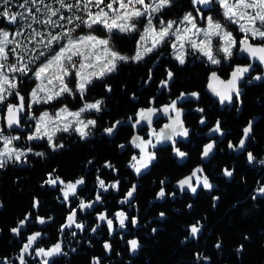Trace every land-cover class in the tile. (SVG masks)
I'll use <instances>...</instances> for the list:
<instances>
[{
	"label": "trees",
	"instance_id": "trees-1",
	"mask_svg": "<svg viewBox=\"0 0 264 264\" xmlns=\"http://www.w3.org/2000/svg\"><path fill=\"white\" fill-rule=\"evenodd\" d=\"M186 12L195 13L191 0H175L173 7L162 15L166 20L178 19ZM210 14L221 18L218 9ZM0 26L11 27L2 23ZM232 29L239 41L241 34L235 27ZM136 39L137 34L115 33L112 43L120 53L131 56ZM171 52L172 49L165 45L144 61L120 63L116 72L89 86L85 99L89 102L101 99L104 103L101 112L90 115L97 125L87 139H81L78 134L62 135L58 143H63L64 147L53 151L46 142L32 143L24 139L30 131L28 122L24 123V132L8 133L6 130V134L22 137L19 146L30 143L31 147L45 150V153L43 157L30 154L21 165L9 162L0 169V258L8 257L12 264H18L15 257L27 236L39 231L46 236L38 243L40 247L48 248L58 240L64 243L67 255L55 258L51 264H92L94 257H99L101 264H264V198H257V189L264 186V165H260L264 159V83H252L263 70L259 66L250 70L239 84V100L234 95L233 103L225 102L228 106L222 109L219 98L205 92L209 75L216 71L221 79L227 80L236 65L250 63L247 58L235 50L230 60L212 66L199 54L189 53L185 64L180 65ZM168 71L174 74L173 84L160 93L159 85L167 79ZM33 86L32 81H26L21 87L26 99ZM108 87L112 89L110 92ZM192 92H198L199 99L188 95ZM181 93H185L186 98L178 101V107L183 109L184 126L189 129V136L176 140L177 147L188 153V162L181 165L179 159L173 157L172 145L168 143L158 146L155 149L157 158L146 171L136 175L129 167V161L138 149L130 144V140L135 134L146 138L149 132L146 123L133 129L137 111L149 107L159 109ZM11 102L16 101L12 98ZM63 102L72 110L82 106L79 95L75 99L66 97L57 104ZM199 108L204 111H197ZM129 117L133 118L131 125L121 128L113 139L102 135L106 127L116 121L126 123ZM163 117L162 113L154 117L152 127L159 130L169 122ZM201 117L206 121L203 125L199 123ZM255 119L258 121L247 151L237 157L228 144L238 145L242 129ZM217 120L221 122L225 138L217 146L213 159L205 165L201 153L205 144L219 139L208 138L209 130ZM121 144L125 145L123 149L119 147ZM248 152L256 157L252 166L248 165ZM106 164L112 168L105 167ZM198 166L204 169L213 188L200 187L195 194L176 191L175 183ZM225 168L233 170L232 177L224 175ZM53 169L56 170L53 175H59L65 182H75L83 177L85 183L77 191L79 198L85 201L95 199L97 176L106 185L119 181V190H99L102 204L92 213L79 214L77 221L84 224V231L74 228L65 229L63 235L59 232L71 208L78 206L79 199L64 202L61 185L52 187L44 183ZM161 180L167 182L163 185L167 194L163 199L157 198ZM134 184L136 192L129 203H119ZM34 200L39 201L38 208L33 207ZM119 210L129 216V231L118 233L112 239L107 224H104L93 234L92 228L99 224L97 217L100 213L106 211L112 219ZM162 212L165 213L163 217L160 216ZM37 216L44 217L46 223H37ZM25 217L30 218L27 232L16 239L11 229ZM48 217L52 219L48 220ZM132 217L137 218L138 226L131 224ZM197 222L198 226L202 225L201 233L191 237L190 226ZM71 232L76 235L73 237ZM131 239H137L142 247L136 258L129 255L128 241ZM105 242L112 245L109 255L103 247ZM218 243L219 248L216 247ZM27 260L28 264H39L31 257Z\"/></svg>",
	"mask_w": 264,
	"mask_h": 264
},
{
	"label": "snow or ice",
	"instance_id": "snow-or-ice-1",
	"mask_svg": "<svg viewBox=\"0 0 264 264\" xmlns=\"http://www.w3.org/2000/svg\"><path fill=\"white\" fill-rule=\"evenodd\" d=\"M173 5L174 0H0V23L11 26H0V169L5 168L9 162H26L29 153L44 156L42 152H34L30 143L24 147L19 146L17 142L22 139L20 135L6 134V129L10 133L24 126L23 117L31 122L27 125L30 131L24 139L27 142L47 140L53 151L64 147L63 143H58L55 139L58 133L75 132L81 139L91 135V129L96 127L97 121L85 118V114L101 112L104 101H87L85 96L89 86L95 80H102L116 72L121 62L139 63L167 45L172 49L171 55L180 65L185 64L189 50L192 54L198 53L206 58V62L211 65H220L222 59L230 60L234 51L238 50L240 53H246L251 61H258L264 66V0H191L195 15L193 12H186L178 19L166 20L162 13ZM198 5L206 6L209 11L218 9L225 23L215 20L212 15H205ZM229 26H235L236 31L241 34L239 41L233 31L228 30ZM97 32H104L106 35L100 36ZM115 33L138 35L133 55H124L112 46L111 41ZM252 67V63L236 65L227 80L221 79L216 71H212L207 88L219 98L221 105L225 102L233 103L234 95L238 101L241 95L240 81ZM173 75L168 71L167 79L161 81V86L167 87ZM25 78L34 83L27 99L22 95L21 89ZM254 79L260 80L261 76H255ZM70 81L73 86L69 85ZM111 90L110 87L107 88V91ZM77 94L82 102V106L77 110H72L64 104L54 111H40L39 115L33 111L34 106L52 105L65 96L75 99ZM188 95L196 99L200 96L198 92ZM12 98L15 103L11 102ZM185 98V93H181L177 99L159 109L149 107L137 111L136 119L132 123L133 129L146 123L149 132L147 139L135 134L130 140V144L139 150V154H132L129 161V167L136 175L139 176L143 170L149 168L157 158L156 152L149 149H155L166 141H171L172 150L178 158L184 159L188 156V153L176 146L177 137L186 139L189 136V129L184 126L183 109L178 107V101ZM197 111L202 113L204 109L199 108ZM159 113L168 117L169 122L157 130L152 125L154 117ZM128 120L132 121L133 118L129 117ZM199 123L203 125L206 121L201 117ZM119 124L121 121H116L104 131L112 135ZM209 131L221 136L224 134L219 120ZM252 133L253 123L249 121L242 129L238 145L229 142L228 147L244 149ZM215 143L213 140L203 146L202 158L210 156ZM119 147L123 149L125 145L121 144ZM247 159L251 163L256 157L252 152H248ZM260 163L264 164V160ZM105 167L112 168L110 164ZM55 171L53 169V172L47 174L44 183L52 187L61 185L64 202H69L70 197L79 199L76 208H71L69 203L71 211L66 217V223L59 229L61 235L65 229H71L73 226L84 231V224L76 219L77 213L102 202L100 189L105 192L109 188L119 190V181L106 185L105 181L97 176L98 189L95 199L85 201L79 198L77 191L78 187L85 183L83 177L75 182H65L59 175H53ZM223 172L227 177L233 176V170L225 168ZM160 183L157 198L163 199L167 195L163 187L165 181L161 180ZM177 185L181 192L187 188L193 194L201 186L206 190L213 188L208 176L204 174V169L199 166L188 176L179 179ZM257 191L264 194V186L259 187ZM135 192L134 184L119 203H129ZM171 195L174 196L175 193ZM214 199L218 200L219 197ZM33 207L38 208L39 201L34 200ZM164 215L165 213H160L161 217ZM114 216L119 227L126 228L127 213L119 210ZM97 218L106 221L111 235L115 230L113 219L109 218L106 211L100 213ZM51 219L52 217H48V220ZM36 222L45 224L46 220L37 216ZM27 223L28 217H25L11 232L19 236L21 228ZM137 223V218L132 217L131 224ZM198 225L199 222L190 226L189 236L196 237L199 234L202 225ZM99 227L97 224L92 228V232ZM152 231L155 232L156 229ZM42 235L37 231L27 237L15 257L18 264H28L27 257L33 260L40 258L39 264H50L53 257L67 255L63 242L59 240L48 248L38 246L37 242L41 240ZM71 235L74 237L76 233L71 232ZM128 244L132 252L140 247L137 239L129 240ZM103 247L108 252L112 251L109 242H105ZM216 247L219 248L220 244ZM197 259H200L199 254ZM0 264L12 262L8 257H2ZM92 264H101L100 258L94 257Z\"/></svg>",
	"mask_w": 264,
	"mask_h": 264
},
{
	"label": "water",
	"instance_id": "water-1",
	"mask_svg": "<svg viewBox=\"0 0 264 264\" xmlns=\"http://www.w3.org/2000/svg\"><path fill=\"white\" fill-rule=\"evenodd\" d=\"M197 7H199V8L201 9V11L204 12V14H205V13H209V12H211V11L208 10V8H207L206 6L198 5ZM241 54H243V55L247 58V60H248L250 63L253 64V67L251 68V70H253L254 67H257V66H259V67L263 70V73L260 75V76H261V79H260V80H256V79H255V81H253L252 83H254V82H256V83H257V82H258V83H264V66L260 65L258 61H251L250 58L247 56L246 53H241ZM151 72H153V70H152ZM240 83H241V81H240ZM172 84H173V78H172L171 81L168 82L167 87H163V86H161V84H160V85H159L160 93H162L163 90L169 89V88L172 86ZM205 92H206L207 94L211 95L212 97H216L215 95H213V94L208 90V88L205 90ZM216 98H217V97H216ZM226 106H228L227 103L223 104V105H222V109H224ZM158 118H160V117H158ZM22 119H24V117H23ZM167 120H168V119H167ZM257 121H258V119L252 120V123H253V130H254V127H255ZM130 125H131V122H130V121H128V122H126V123H125L124 121H121V124L117 125L116 131H115L112 135L107 134L105 131L102 132V135H103V136H107V137L110 138V139H113V138L117 135V132H118L121 128H123V127H127V126H130ZM6 130H7V129H6ZM24 130H25V126H22L21 128L14 129V130L11 131V132H14V131L24 132ZM7 131H8V130H7ZM252 135H253V133L251 134L249 140L246 141V146H245L244 149H239L238 147H236V148H234V149H231V150H233V152L235 153V155H236L237 157H239L240 155H243V154L246 153L247 148H248L247 146H248L249 141H250L251 138H252ZM208 138H209V139L219 138V139H218V140H214V141L216 142V143H215V148H214L213 152L210 154V156L207 157V158H202V157H201L202 162H203V164H205V165L209 164L210 161H211V160L213 159V157L215 156L216 148H217V146H218V145L224 140V138H225V134H223V135L221 136L219 133H210V134H208ZM173 156H174L175 158L179 159L181 165H185L186 162H187V159H188V157H186V158H184V159H180V158H178V157L175 155V153H173ZM246 158H247V156H246ZM247 160H248V159H247ZM254 162H255V160H254L253 162H251V163L248 161V165H249V166H252V165L254 164ZM194 183H195V181H194ZM165 184H167V182L164 183V185H165ZM173 187H174V189H175L176 191H178V192H180V193H182V194L190 193V191H189L187 188L185 189V191L181 192L180 189H179V187H178V185H177V183H175V185H174ZM257 198H261V199L264 198V194H261V193L258 192V193H257ZM100 204H101V202H98V203L94 204V206H93L92 208H90V209H85L84 211H78L76 219H78L79 214L85 215V214H87V213H92V212H93V211H94V210H95ZM97 219H98V218H97ZM29 221H30V218H28V223H29ZM98 222H99V225H100V226L106 224V221H100V220H98ZM28 223H27L26 226H24L23 228H21V234L27 232ZM74 228H75V226H73V227H72L71 229H69V230H72V229H74ZM98 230H99V228L96 229V231H98ZM96 231H95L93 234H95ZM200 233H201V232H200ZM21 234H20L19 236H17L16 234L13 233V235H14V237H15L16 239H19L20 236H21ZM198 235H199V234H198ZM28 236H29V235H28ZM28 236H27V237H28ZM45 238H46V236L43 234L42 237H41V240H42V239H45ZM26 240H27V238H26ZM41 240H40V241H41ZM40 241H38L37 243H39ZM128 245H129V244H128ZM129 248H130V245H129ZM63 249H64V243H63ZM141 249H142V247H141V245H140V247H139V249H138L137 251L132 252V251L130 250V253H129L130 257H131V258H136V257L139 255V252H140ZM109 254H110V252L107 251V255H109ZM60 256H62V255H60ZM60 256H57V257H60ZM57 257H53L52 260L50 261V264H51V263L53 262V260H54L55 258H57ZM27 258H28V257H27ZM36 260L39 262L40 258H36Z\"/></svg>",
	"mask_w": 264,
	"mask_h": 264
},
{
	"label": "rangeland",
	"instance_id": "rangeland-1",
	"mask_svg": "<svg viewBox=\"0 0 264 264\" xmlns=\"http://www.w3.org/2000/svg\"><path fill=\"white\" fill-rule=\"evenodd\" d=\"M175 1V0H174ZM193 15H195V13L193 12ZM209 15H212V14H209ZM214 18V17H213ZM215 20H219L222 24L223 23H225V21L222 19V18H214ZM233 27H235V26H233ZM229 31H233V33H234V30L232 29V26H229V29H228ZM97 35H100V36H105L106 35V33H104V32H97L96 33ZM119 34V33H118ZM123 35V34H122ZM134 35V34H133ZM238 41V40H237ZM111 43H112V41H111ZM112 46L114 47V45H113V43H112ZM214 47H215V42H214ZM115 48V47H114ZM155 53V52H154ZM189 53H191V51L189 50ZM198 54V53H197ZM187 58V57H186ZM131 61H129L128 63H130ZM225 61L222 59L221 60V64L220 65H222L223 63H224ZM121 63H123V62H121ZM220 65H212V66H220ZM26 81H28V82H31V81H29L27 78H25L24 80H23V83H22V85H21V87L22 86H24V84H25V82ZM69 85L70 86H73V82L72 81H70L69 82ZM78 96V94L76 95V97ZM66 97H71V96H65V97H62L61 98V100L62 99H65ZM71 98H73V97H71ZM60 101V100H59ZM59 101H56V102H54L52 105H37V106H34V108H33V111L36 113V115H39V112L40 111H43V110H48V111H54L55 109H57V108H59V107H61V106H63L65 103L63 102L62 104H57ZM92 102H94V101H92ZM68 106V105H67ZM39 107V109L40 110H38V111H36L35 109L36 108H38ZM92 114V112L91 113H86L85 114V118H87V119H94L93 117H91L90 115ZM26 122H28L27 120H26ZM28 123H31V122H28ZM28 134V133H27ZM65 134H77V133H75V132H69V133H63V132H61V133H58L57 134V136H56V141L58 142V139L62 136V135H65ZM15 135H19V134H15ZM91 135H92V132H91ZM91 135H89L87 138H89V137H91ZM87 138H85V139H87ZM148 138V134H147V137L145 138V139H147ZM36 142H46L47 144H48V142H47V140H37V141H32V143H36ZM170 141H166V142H164V143H162V144H160V145H157V147L158 146H162V145H165V144H167V143H169ZM18 143V145H20L19 143H20V141L19 142H17ZM156 147V148H157ZM33 148V147H32ZM50 148V147H49ZM155 148V149H156ZM155 149H149L150 151H155ZM33 150H34V152H42V153H45V150H36L35 148H33ZM30 154H32V153H29L28 155H30ZM139 154V150H138V153H137V155ZM264 160V159H263ZM153 163V162H152ZM18 164H22V163H18ZM260 165H264V164H260ZM150 167V166H149ZM148 169V168H147ZM147 169H145V170H143L141 173H143L144 171H146ZM202 187V186H201ZM70 199L71 200H74L75 199V197H70ZM80 230V229H79Z\"/></svg>",
	"mask_w": 264,
	"mask_h": 264
},
{
	"label": "flooded vegetation",
	"instance_id": "flooded-vegetation-1",
	"mask_svg": "<svg viewBox=\"0 0 264 264\" xmlns=\"http://www.w3.org/2000/svg\"><path fill=\"white\" fill-rule=\"evenodd\" d=\"M212 12V11H211ZM211 12H209V13H205V15H209ZM163 118H165V120H167L168 119V117H166V116H164ZM24 123H27L26 122V117H25V120H24ZM26 125V124H25ZM168 144V143H167ZM169 144L170 145H172V143H171V141L169 142ZM166 145V144H165ZM176 146H177V144H176ZM174 157V156H173ZM188 157V156H187ZM188 160H189V157H188V159H187V162H188ZM186 162V163H187ZM102 204V203H101ZM100 204V205H101ZM99 205V206H100ZM113 219V221H114V227H115V230L112 232V239L118 234V233H123V232H125V231H129V216H128V220L126 221V228H124V229H121L120 227H119V224H118V222L116 221V218L115 217H113L112 218ZM136 226H138V223L136 224Z\"/></svg>",
	"mask_w": 264,
	"mask_h": 264
}]
</instances>
